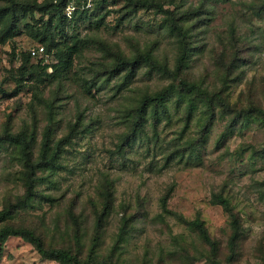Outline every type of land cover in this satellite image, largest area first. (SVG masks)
I'll return each mask as SVG.
<instances>
[{
  "label": "rangeland",
  "instance_id": "obj_1",
  "mask_svg": "<svg viewBox=\"0 0 264 264\" xmlns=\"http://www.w3.org/2000/svg\"><path fill=\"white\" fill-rule=\"evenodd\" d=\"M56 1L0 0V135L31 140L29 156L0 140V210L13 214L0 225L34 230L81 264H264V116L238 117L264 108V13L254 11L264 0H154L171 14L155 4L80 0L88 10L74 18ZM171 16L188 39L177 76L183 46ZM42 45L45 57L29 54ZM146 53L170 73L148 62L132 77L115 70L119 58ZM42 56L63 63L45 71ZM180 79L220 93L231 111L176 89L166 110L150 106L119 153L142 98ZM45 134L50 156L59 154L39 167ZM219 194L241 226L235 253L232 214L216 203ZM198 216L217 252L188 224ZM0 264L61 263L10 237L0 243Z\"/></svg>",
  "mask_w": 264,
  "mask_h": 264
},
{
  "label": "trees",
  "instance_id": "obj_2",
  "mask_svg": "<svg viewBox=\"0 0 264 264\" xmlns=\"http://www.w3.org/2000/svg\"><path fill=\"white\" fill-rule=\"evenodd\" d=\"M57 1H60V3L57 5ZM55 3H52V7L55 8L56 11L61 12L62 9H59V7L61 8L63 6V10L65 11V6L67 5L69 0H57ZM77 5H79L77 7V9L75 10L74 14L72 15L71 18L76 17V15L78 14V12H80V14L85 13V11H87V8H84V6L82 5V3L80 2V0H76ZM128 2H130V6L133 8L135 7V9H137L139 6H150L155 4L156 7L161 10L164 11L168 14H171L170 10H167L164 8L163 4L161 3H155L154 0H128ZM22 6L24 7H28V4H22ZM33 6H37V4H33ZM30 6V7H33ZM34 8V7H33ZM256 10L255 14L257 17H262L263 13H264V4L260 5H256L255 7ZM63 16L64 17H68L66 15L65 12H63ZM52 21V20H51ZM170 25L171 28L173 30V32H176V34L179 36L181 44L183 46V51L181 53V55L178 58V62L180 63V66H178V68L176 69V72L174 73L176 76L179 74L182 65L185 63L184 59L186 58L187 54H188V39H187V32L185 30L184 25H182L180 22H178V20L176 21V18L174 16L170 17ZM63 30V29H62ZM191 36L189 35V50H190V45H191V41H190ZM51 43L48 44L49 49L52 48L54 43V36L53 34L51 35L50 38ZM45 42V41H44ZM75 49V47L73 48ZM48 49L46 47V53H48ZM29 54L31 55L30 51ZM64 61L66 62V60L64 59ZM39 65H42L43 69L45 71H47L49 69V67H53L55 69L58 68V66H60V63H63V61L61 60L59 62V64H46L44 62V57L40 58L39 61ZM143 62H148L151 63L153 65H155L156 68L161 69L164 72H168L170 73L169 70H167L166 68H164V66L158 65L157 62H155L154 58L149 54H141L140 56L135 57L132 60H126L123 58H119V61L117 62V65L115 66V70L116 71H120V70H127L129 75L132 77L136 74L137 70L139 69V67H141V65L143 64ZM183 89L185 91L188 92H192L195 93V95H197L198 97H200L201 99H205V101H209L211 103H213L216 98L219 99V101L222 102V105L225 106V108L230 109L231 111V103L230 101H228L226 98L222 97V95H220V93L216 92V94L213 95H209L208 92H203L199 86L192 84V82L186 80V79H180L178 84H173L170 87H168L167 90L162 91L161 93H157V94H146L143 98H142V103L138 106L137 108V121L134 125V128L132 130V132L124 137L125 141H123L122 145L119 146V153H121L123 151L124 145H128L130 143V141L133 139V135L136 134V131H138V133L140 131H142V125L138 127V125L140 124V122H142L143 120L146 119V114L148 113V109L150 108V106L155 105V108L158 110L159 108H163L164 110H166V104H167V98L168 96H170V94L172 92H174L176 89ZM190 102L191 104H189V113H191L193 111V108L195 107L196 104V100L190 98ZM263 115L264 116V108L260 107L258 105H253L252 109L248 110L246 113L242 114V112H240L238 114V117H249L250 115ZM158 121V120H157ZM49 134H45V140H43L42 142V147H41V158L42 160L40 161V163L38 164L39 167H42V162L43 163H50L53 164L55 163V160L58 159V154L59 151L58 149L54 152V154L52 156H50V141H52L50 139V137L48 136ZM0 140H6V142H12V143H18L21 144L25 155L29 156L28 153V149H30V145H31V140L27 139V135L25 132H21L19 134L16 135H11V134H7L5 135H0ZM64 141H67L64 140ZM63 142V141H62ZM31 167H33L34 165L31 164ZM216 203L219 204H223L225 209L230 211V213L232 214V221H231V228L233 230V234L231 236L230 242H229V247L231 248L232 252H236L238 249V245L240 244V240H241V226L240 223L238 221L237 215L233 212V210L230 207V201L229 199L224 196L223 194H219L216 197ZM11 212L9 210H5L2 209L0 210V224L3 222H7L10 218H11ZM188 224L190 226H192L193 229L197 230L199 236L201 237V239L209 244L214 252L218 251V247H216V243L213 241V239L211 238V235L204 223V221L198 216L195 220L189 219L187 220ZM10 237H22L25 240H27L28 242L35 244L36 248L38 251H40V253L43 255V257L56 261L58 263L61 264H81L80 263V258L78 253L73 252L72 250H65V249H61V248H48L45 246L44 240L42 238L41 235L37 234L34 230H31L29 228L26 227H16L13 225H0V243H2L4 240L6 241L8 238ZM234 253L233 255H228L227 259L229 261H232L234 258ZM215 264H221L217 261H214Z\"/></svg>",
  "mask_w": 264,
  "mask_h": 264
},
{
  "label": "built area",
  "instance_id": "obj_3",
  "mask_svg": "<svg viewBox=\"0 0 264 264\" xmlns=\"http://www.w3.org/2000/svg\"><path fill=\"white\" fill-rule=\"evenodd\" d=\"M88 5L92 6L91 2ZM78 6L79 5H77L76 0H69L67 5H66V7H65V12H66L67 16L72 17V15L74 14V12H75V10L77 9ZM84 8H86V6H84ZM31 53H32V55H37V54H39V55L43 54V56L47 55L46 50L43 47V45L42 46L33 47L31 49Z\"/></svg>",
  "mask_w": 264,
  "mask_h": 264
},
{
  "label": "clouds",
  "instance_id": "obj_4",
  "mask_svg": "<svg viewBox=\"0 0 264 264\" xmlns=\"http://www.w3.org/2000/svg\"><path fill=\"white\" fill-rule=\"evenodd\" d=\"M66 7V6H65ZM65 12V11H64ZM66 13V12H65ZM67 15V14H66ZM30 52H31V50H30ZM48 62V61H47ZM49 69H52V67H49Z\"/></svg>",
  "mask_w": 264,
  "mask_h": 264
}]
</instances>
